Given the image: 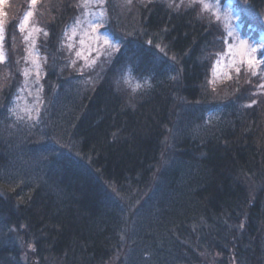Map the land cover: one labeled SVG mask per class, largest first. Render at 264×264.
I'll return each instance as SVG.
<instances>
[{
	"label": "trees",
	"instance_id": "16d2710c",
	"mask_svg": "<svg viewBox=\"0 0 264 264\" xmlns=\"http://www.w3.org/2000/svg\"><path fill=\"white\" fill-rule=\"evenodd\" d=\"M81 1L1 10L0 264H264V99L247 73L210 80L218 22L198 2L105 0L119 49L88 67L65 43ZM224 1L264 41V0ZM31 8L45 103L23 123L9 109Z\"/></svg>",
	"mask_w": 264,
	"mask_h": 264
},
{
	"label": "rangeland",
	"instance_id": "374dc122",
	"mask_svg": "<svg viewBox=\"0 0 264 264\" xmlns=\"http://www.w3.org/2000/svg\"><path fill=\"white\" fill-rule=\"evenodd\" d=\"M5 1L0 0V19H2L1 10L4 7ZM185 1L191 2V0ZM81 2L84 9L83 14L66 29L65 43L67 46L72 45L71 49L75 51L76 55L77 52L81 53V56L78 58L86 66L95 67L102 58L109 57L117 52L119 44L103 28L105 18L104 2L103 4H100L98 0H87V2L82 0ZM197 2L201 11L203 10L212 16L218 22L222 31L223 50L215 57L213 67L211 68L212 79L210 80L213 83L219 84L226 81L234 83L240 80L241 73H247L255 79L256 85L254 90L256 95L264 99V87H261V85H264V54L259 50L264 47V41L250 40L248 36L242 34L238 14L233 9L231 3L224 0H197ZM204 3L208 4L207 9L203 7ZM29 11L33 12V8ZM32 17L28 26L22 32L23 38L29 35V32L32 34L30 41L25 42V57L27 55L26 49H31L33 53L28 57V62L25 61V69L30 70V75L27 78L23 76L22 81L20 80L12 104V109H14V114L12 112L13 116L23 123H31L37 120L45 103L42 84L45 77L43 58L38 50L40 31H34L38 27L32 23ZM93 26L97 28L95 33L91 30ZM105 39L108 41L107 44L104 43ZM32 40L35 42L34 48H32ZM241 43L246 44L247 47L241 49ZM252 47H256L258 51L251 52L250 49ZM36 54H38V60ZM249 56L256 59V75H253L252 71L248 68L246 61ZM33 61H36V63H33ZM92 61H95V63L93 64ZM37 63L39 66V79H37L36 74ZM237 68L239 72L236 71ZM125 81L127 85L135 90L144 88L147 85L146 80L135 78L131 72L126 74ZM137 85H140V87L137 88ZM219 116L220 113L218 111L210 114L212 119H217Z\"/></svg>",
	"mask_w": 264,
	"mask_h": 264
},
{
	"label": "snow or ice",
	"instance_id": "6c2138e0",
	"mask_svg": "<svg viewBox=\"0 0 264 264\" xmlns=\"http://www.w3.org/2000/svg\"><path fill=\"white\" fill-rule=\"evenodd\" d=\"M85 2H87V0H85ZM98 2L100 4H103L104 0H98ZM129 2H130V0H129ZM35 3H36V0H30V5H35ZM196 3H197V0H191V3H190L189 6H194ZM169 7H172V5L170 4ZM203 7L205 9H207L208 8V4L207 3H204L203 4ZM32 16H33V12L32 11H28V12L25 13L23 20L18 25V29L21 32H23L25 30V28L28 26V24L30 22V18ZM91 30H92L93 33H95L97 31V28L95 26H93ZM34 31L39 32L41 30L40 29H34ZM31 35H32L31 32H29V35H26L24 37L25 42H29L30 41ZM44 35H47V32H44ZM229 35H231V33H229ZM4 40H5V34H4L3 20L0 19V63L5 62L6 59H7V54H6L5 49H4ZM104 43L107 44L108 41L105 39ZM149 43H150V41H149ZM34 46H35V42H34V40H32V48H34ZM68 47H69V50H71L72 45H68ZM240 47H241V49H243V48H245L247 46H246V44L241 43ZM259 50L262 52V54H264V47H262ZM250 51L251 52H256V51H258V49L256 47H252L250 49ZM26 52H27V55L25 57V61L28 62V57L30 55H32L33 53L31 51V49H26ZM36 56H37V60H38V54H36ZM77 56L78 57L81 56V53L80 52H77ZM246 62H247V65H248L249 70L252 71V74L253 75H256V71H255V68H256V59L253 58V57H251V56H249ZM33 63H36V61H33ZM92 63L94 64L95 61H92ZM74 64H75V61H73V65ZM38 68H39V66H38V63H37V73H36L37 74V79H39V70H38ZM236 71L239 72V69L237 68ZM22 74L27 78L30 75V70L25 69L22 72ZM138 87H140V85H137V88ZM261 87H264V85H261ZM133 91H135V89H133ZM253 103H255V101H253ZM9 111L10 112H13V114H14V109H11L10 108Z\"/></svg>",
	"mask_w": 264,
	"mask_h": 264
}]
</instances>
